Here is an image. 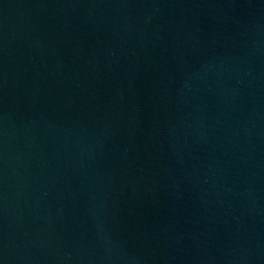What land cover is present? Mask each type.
Returning <instances> with one entry per match:
<instances>
[{"label":"water","instance_id":"95a60500","mask_svg":"<svg viewBox=\"0 0 264 264\" xmlns=\"http://www.w3.org/2000/svg\"><path fill=\"white\" fill-rule=\"evenodd\" d=\"M0 264H264V0H0Z\"/></svg>","mask_w":264,"mask_h":264}]
</instances>
